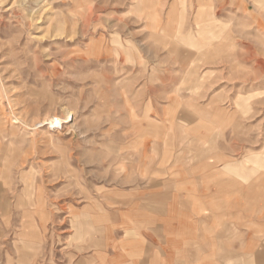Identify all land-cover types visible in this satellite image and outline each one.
Segmentation results:
<instances>
[{
  "label": "rangeland",
  "instance_id": "1",
  "mask_svg": "<svg viewBox=\"0 0 264 264\" xmlns=\"http://www.w3.org/2000/svg\"><path fill=\"white\" fill-rule=\"evenodd\" d=\"M195 143L264 203V0H0V264L95 253Z\"/></svg>",
  "mask_w": 264,
  "mask_h": 264
},
{
  "label": "crops",
  "instance_id": "2",
  "mask_svg": "<svg viewBox=\"0 0 264 264\" xmlns=\"http://www.w3.org/2000/svg\"><path fill=\"white\" fill-rule=\"evenodd\" d=\"M188 116L194 121L207 117ZM163 143L156 147L155 167L164 153L178 152ZM201 149L192 151L195 163L171 160L164 166L172 170L168 178L148 181L147 187L125 195L127 206L97 226L94 240L99 249L74 264H264V203L259 188L244 187L241 174L226 173L236 172L234 161L222 171L219 157L208 158L199 153ZM24 209L21 217H29L23 221L28 222L35 213ZM25 234L30 247L40 239L34 229Z\"/></svg>",
  "mask_w": 264,
  "mask_h": 264
},
{
  "label": "bare ground",
  "instance_id": "3",
  "mask_svg": "<svg viewBox=\"0 0 264 264\" xmlns=\"http://www.w3.org/2000/svg\"><path fill=\"white\" fill-rule=\"evenodd\" d=\"M66 118H68V116L66 117ZM65 118V119H66ZM61 121H64L63 119H59V118H55V117H53V118H51L49 121H48V124L51 126V127H59V124H64L65 122H61ZM53 129V128H52ZM9 158V157H8ZM7 158V159H8ZM12 159V158H11ZM7 162V161H6ZM19 204V203H18ZM20 206V205H19Z\"/></svg>",
  "mask_w": 264,
  "mask_h": 264
}]
</instances>
